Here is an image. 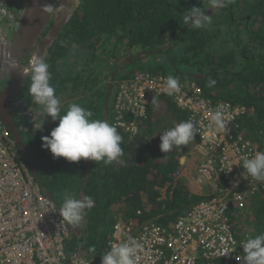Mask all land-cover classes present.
Returning a JSON list of instances; mask_svg holds the SVG:
<instances>
[{"label": "trees", "instance_id": "1", "mask_svg": "<svg viewBox=\"0 0 264 264\" xmlns=\"http://www.w3.org/2000/svg\"><path fill=\"white\" fill-rule=\"evenodd\" d=\"M16 1L18 7L13 11L26 0H12L8 6ZM193 6L208 7L206 0H80L45 58L62 112L77 102L90 109L93 118L102 120L110 75L135 57V51H157L172 43L165 51L171 68L147 67L123 73L119 81L135 78L141 72L195 81L213 102L245 106L249 116L244 128L248 137L258 143L264 135V0H232L226 7L210 12L211 24L199 29L184 23V11ZM113 45L122 51L114 54ZM201 74L204 77L197 80L195 75ZM209 76L216 80L213 87L208 86ZM29 84L27 79L19 97L31 102ZM109 110L107 121L114 124L116 116L113 108ZM41 118V130L22 132L27 154L47 191L79 199L87 161L54 158L42 146V137L50 136L59 121H53L44 111ZM14 119L18 125L23 121ZM185 120H189L187 111L171 98L160 97L138 121L136 135L117 127L123 137V162L92 161L84 190L85 196L94 198L95 206L85 210L82 237L73 235L67 242L70 255L80 254L101 264V255L109 247L118 219L133 221L135 227L154 222L170 233L179 217L208 199V192L197 193L191 186L199 159L192 151L193 142L175 146L167 153L160 149V134ZM250 203L253 216L246 219L247 227H252L250 237H255L264 233V191ZM228 216L241 240V218L233 209H229ZM74 239H80L81 248H74ZM93 247L96 251L90 252ZM214 264L243 261L218 260Z\"/></svg>", "mask_w": 264, "mask_h": 264}, {"label": "built area", "instance_id": "2", "mask_svg": "<svg viewBox=\"0 0 264 264\" xmlns=\"http://www.w3.org/2000/svg\"><path fill=\"white\" fill-rule=\"evenodd\" d=\"M11 1L0 0V48L5 50L19 29L26 8L25 5L11 12ZM11 62H3L4 77L10 76ZM166 77L141 72L135 78L115 82L110 96V108L116 116L114 125L134 136L139 131L138 121L153 106V100L171 98L189 113L195 125L192 151L199 159L191 179L204 193L208 192V199L179 217L170 233L154 222L135 227L133 221L118 219L109 247L135 239L142 245L136 253V264L241 262L236 259L243 255L239 243L248 239L251 231L241 224L239 240L228 213L233 209L241 219L253 216L250 200L264 191V182L244 179L242 164L255 152L264 151V135L258 143L248 137L244 129L249 116L245 106L213 102L195 81H180V91L169 95L165 90ZM25 99L17 97L11 105L13 117L26 119L18 125L22 132L36 130L43 111ZM217 112L219 126L212 119ZM237 182L238 186L233 187ZM71 236L57 204L20 158L17 141L0 120V264H95L93 259L67 252Z\"/></svg>", "mask_w": 264, "mask_h": 264}, {"label": "clouds", "instance_id": "3", "mask_svg": "<svg viewBox=\"0 0 264 264\" xmlns=\"http://www.w3.org/2000/svg\"><path fill=\"white\" fill-rule=\"evenodd\" d=\"M36 3L39 4L42 14L47 15L57 10L53 3H41L40 0H36ZM206 3L207 8L193 6L184 11L183 17L186 26L198 29L207 27L211 24L212 18L206 15L205 11L224 8L232 3V0H206ZM61 8H63V4H61ZM49 69L50 65L46 62L44 54L37 52L31 55L28 66L22 72V75L30 80L28 92L32 97L31 102L41 106L53 121H59L50 136L42 137V146L50 150L54 158L63 157L69 162L91 160L94 162L103 161L105 164L115 161L122 163L120 158L124 155L121 147L123 137L119 134L117 126L107 120L93 118L94 113L77 102L71 103L62 112L61 101L51 83L52 74ZM215 84L216 80L209 76L208 86L213 87ZM180 88L178 77L172 75L166 77L165 90L167 94L179 92ZM152 105H156L155 99ZM212 119L219 126L218 112L213 115ZM195 135V125L191 119L182 121L160 134V149L163 153H167L175 146L188 145L194 140ZM242 168L244 169L242 173L244 179L251 177L255 181L264 182V151H257L251 157L245 158ZM237 186L238 182L233 185V187ZM81 197L78 199L72 195L65 196L63 204L59 208L62 222L76 227L83 222L85 210L93 208L95 200L91 196H85L82 199ZM246 228L252 231V227ZM141 246L131 238L127 242L113 243L109 247L110 250L101 255V264H136V253ZM242 246L244 254L237 256V261H243V264H264V233L248 238L242 243ZM95 251L94 247L90 249V252Z\"/></svg>", "mask_w": 264, "mask_h": 264}, {"label": "water", "instance_id": "4", "mask_svg": "<svg viewBox=\"0 0 264 264\" xmlns=\"http://www.w3.org/2000/svg\"><path fill=\"white\" fill-rule=\"evenodd\" d=\"M40 2L53 3L57 10L54 13L45 15L40 12L39 4L36 3V0H27V6L21 17L20 27L12 35L11 44L6 50L0 48V74L5 59H9L13 62V67L11 68L9 76L11 79L10 83L4 89L0 90V120L9 129L12 136L17 141L20 150V158L28 165L38 182L46 190L47 196H49L57 204L59 209L60 205L57 203L53 195L49 191H47L42 179L39 177L35 169V166L32 164L30 157L27 154V149L22 139V132L11 114V104L17 98L19 93L24 89L26 80L28 79V77L22 75V72L24 68L28 66V63L24 64L21 61L24 59H28L33 53L37 52L44 54L45 58L47 57L53 43L57 38H59L65 25L69 22L70 18L78 8L80 0H40ZM61 4H63V8H61ZM209 13L206 12V15H209ZM51 23L52 25L49 28L48 34L43 37L46 29ZM171 44L172 43L167 45L165 48L157 51H148L142 53L140 57L144 58L146 56L157 55L161 52L166 51ZM136 58L138 57L135 56L129 58L119 68H124L129 63L135 61ZM119 68L110 75L107 92L104 99V115L102 120H107L110 112L109 99L115 84L116 76L120 70ZM203 77V74L195 75V78L197 80H200ZM91 164L92 161L88 160L86 164L84 180L81 185V199L85 197L84 187ZM81 224L77 227L69 225L72 231V235L82 237L83 228H81Z\"/></svg>", "mask_w": 264, "mask_h": 264}, {"label": "rangeland", "instance_id": "5", "mask_svg": "<svg viewBox=\"0 0 264 264\" xmlns=\"http://www.w3.org/2000/svg\"><path fill=\"white\" fill-rule=\"evenodd\" d=\"M17 3H18V1H16V3H13L14 5L8 6V9L10 11L15 10L18 7V4ZM25 5L27 6V0L23 3V5L21 7H23ZM21 7H19L17 10L22 9ZM216 10L217 9H208L207 13H209V12L213 13ZM111 50L114 51V54H116V53L119 54V52L122 51L119 48L116 50L114 45L111 47ZM134 51H135V49H134ZM141 54L142 53H137L135 51L134 55L137 56L138 58L134 62L129 63L124 68H119L120 66H122L126 62L125 61L123 64H121L118 67L120 70H119V72H118V74L116 76L115 82H117V81H119L121 79V76H122L123 73H129V72H134V71L137 72V71L147 70L146 69L147 67L152 70V69H156V68H160V67H164V66L169 69L172 66L171 65V60L169 59V57H167L165 55V51L164 52H161V53H159L157 55H154V56H146V57H144L142 59L139 58ZM108 56H109V60H112L111 59V56H113V53H110ZM26 60L27 59H24L21 62L24 63V64H26V63H28V61H26ZM2 72H6L5 68L2 70ZM4 76H5V74H0V90L4 89L10 83V80H11L10 77H4ZM109 79L106 82L107 84L109 82ZM109 108H110V99H109ZM41 115H42V112H41ZM21 120L25 121L26 119L23 118ZM191 181L195 185V188H196L197 185H198L197 181L196 180H192V179H191ZM195 188H193L194 189L193 191H195L197 193H201L202 191H204V189H200V188H202L200 186L197 187L198 189L196 188L198 191ZM51 194L53 195V197L55 198V200L57 201V203L61 206L63 204V201H64V196L59 195L56 190H54ZM81 196L82 195L80 194L79 199H80ZM248 219L250 220V218H248ZM241 224L245 225L244 227H247V225H248L247 224V220L242 218L241 219ZM73 241H74V248L75 249H79V248L82 247V242L80 241V239H74Z\"/></svg>", "mask_w": 264, "mask_h": 264}, {"label": "flooded vegetation", "instance_id": "6", "mask_svg": "<svg viewBox=\"0 0 264 264\" xmlns=\"http://www.w3.org/2000/svg\"><path fill=\"white\" fill-rule=\"evenodd\" d=\"M47 30H48V28L46 29V32H47ZM48 31H49V30H48ZM47 34H48V32H47ZM140 58L142 59L143 57H140ZM42 127H43V122L40 121V122H39V125H38V128H37L36 130H34V131L41 130ZM23 142H24V141H23ZM144 224H145V223H144ZM92 261H94L95 264H98V263L95 262V260H92Z\"/></svg>", "mask_w": 264, "mask_h": 264}, {"label": "crops", "instance_id": "7", "mask_svg": "<svg viewBox=\"0 0 264 264\" xmlns=\"http://www.w3.org/2000/svg\"><path fill=\"white\" fill-rule=\"evenodd\" d=\"M191 186H192V188H195V185L192 183V181H191ZM196 188H197V187H196ZM196 188H195V189H196ZM197 189H198V188H197ZM197 189H196V190H197ZM197 191H198V190H197ZM202 192H204V191H202Z\"/></svg>", "mask_w": 264, "mask_h": 264}, {"label": "bare ground", "instance_id": "8", "mask_svg": "<svg viewBox=\"0 0 264 264\" xmlns=\"http://www.w3.org/2000/svg\"><path fill=\"white\" fill-rule=\"evenodd\" d=\"M13 64V62H11V64L10 65H12Z\"/></svg>", "mask_w": 264, "mask_h": 264}]
</instances>
